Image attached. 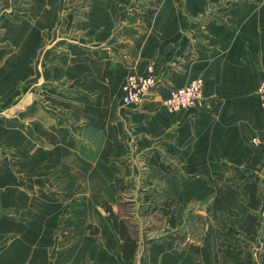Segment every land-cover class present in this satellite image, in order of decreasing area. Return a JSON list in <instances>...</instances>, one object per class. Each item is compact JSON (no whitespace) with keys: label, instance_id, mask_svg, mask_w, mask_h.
Instances as JSON below:
<instances>
[{"label":"crops","instance_id":"1","mask_svg":"<svg viewBox=\"0 0 264 264\" xmlns=\"http://www.w3.org/2000/svg\"><path fill=\"white\" fill-rule=\"evenodd\" d=\"M148 66L151 94L122 104L126 76ZM17 68L42 70L19 97L5 90ZM263 68L264 0H0V264H264L258 183L259 208L241 207L243 182L264 170L252 142ZM196 77L201 107L163 105ZM130 187L140 197H119ZM120 198L138 228L148 211L162 222L132 234V261L101 205L119 214ZM169 199L182 212L174 228L153 209ZM223 230L253 247L221 246Z\"/></svg>","mask_w":264,"mask_h":264},{"label":"built area","instance_id":"2","mask_svg":"<svg viewBox=\"0 0 264 264\" xmlns=\"http://www.w3.org/2000/svg\"><path fill=\"white\" fill-rule=\"evenodd\" d=\"M156 84L152 66H148L147 71L143 74H128L121 86L122 104L126 106L139 105L151 94ZM202 84L203 79L196 77L185 85L169 88L166 97L163 99V105L171 111L190 113L202 106ZM256 94L259 96L263 110L262 134L261 137H254L252 142L260 144L264 150V68L261 80L256 88Z\"/></svg>","mask_w":264,"mask_h":264},{"label":"rangeland","instance_id":"3","mask_svg":"<svg viewBox=\"0 0 264 264\" xmlns=\"http://www.w3.org/2000/svg\"><path fill=\"white\" fill-rule=\"evenodd\" d=\"M17 70H18V72H17L18 73L17 84H15L13 86V88H5V90H7V91H10L9 89L13 90L16 94H18V97H19L22 93L25 92V82L27 81V79H29L33 76H35V78L41 77L42 70H41V68H32V70H34V73L32 74V72H30L29 75H27V71L29 70L28 68H17ZM254 176H256L255 178H257V183L263 192V195H261V194L260 195L262 197V201L264 202V170L262 171V173H260V174L257 173V175L255 174ZM131 193L135 194V197H137V198L140 197L139 192L136 189L132 190L131 187L129 188V190L128 189L124 190L123 194L119 197L131 199V198H133V196H131ZM122 201H123L121 203L122 207H120L121 209H120L119 214L127 216V218H126V220L128 221L127 225H128V227H129V229L133 235L138 236V234L141 233V234H143L144 238H146L147 232L150 231L152 229V227L161 226L162 222L160 220L153 221V218H151L149 216L150 214L148 211L149 215L147 214L145 221H148V219H150L149 223H147L145 227L138 228L137 227V216L139 214L131 213L133 211L132 208L134 209V207H132V205H129V204H132L133 202L130 200H124V199ZM196 213L197 212H195V214ZM72 215H73L72 212L67 211V219L71 218ZM257 215L261 216L263 218V226L261 228V236L259 238H264V210L260 214H257ZM103 216L106 217L104 214H103ZM258 218H260V217H258ZM196 222H199L198 218L196 219ZM220 222H222V219L220 220ZM261 224H262V220H261ZM76 225H78V222L76 223ZM102 227H103V229H105L106 228L105 224L104 225L102 224ZM179 228H180L179 231L181 232V235H179V237L186 238L185 235L187 236V233L183 232L184 228H182L180 226V224H179ZM60 229L61 230L64 229L66 236H71V237L74 234L81 233L82 238H86V236H88L89 232H95V231L99 230L97 227H95V228L88 227L87 228V227H80V226H67L65 228L61 227ZM109 234H110V232H109ZM200 234H201V229L199 226L197 227L196 225H194V226L189 227V235L191 238L199 237ZM249 247H253V245L250 242L246 241L245 239L241 238V242L239 244V250H241L242 252L245 250L248 251ZM257 252H261V255L264 256V242H262L259 249H257ZM238 257H239V255H238Z\"/></svg>","mask_w":264,"mask_h":264},{"label":"trees","instance_id":"4","mask_svg":"<svg viewBox=\"0 0 264 264\" xmlns=\"http://www.w3.org/2000/svg\"><path fill=\"white\" fill-rule=\"evenodd\" d=\"M162 165V164H158ZM257 191V182L254 180L245 181L242 184V193L249 197V200L245 204H241L243 210L253 209L257 210L261 205V198L256 195ZM174 200H166L160 206H153V209H158L161 211L163 216L166 218V221L169 226L175 227L176 223L181 218V209L178 206L172 207ZM101 205L105 208V211L108 213L109 218L111 219L116 233L121 239L120 251L122 257L128 261H132L135 250L137 248V239L132 235L128 225L126 224V219L120 217L118 213L114 212L111 205L105 201H101ZM132 205V204H129ZM232 212V210H231ZM224 237L221 239L220 245L227 248H238L241 242V238L236 237L229 231L223 230L219 232Z\"/></svg>","mask_w":264,"mask_h":264}]
</instances>
